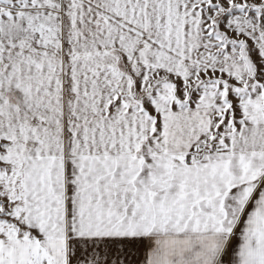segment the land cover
<instances>
[{
  "label": "snow or ice",
  "instance_id": "snow-or-ice-1",
  "mask_svg": "<svg viewBox=\"0 0 264 264\" xmlns=\"http://www.w3.org/2000/svg\"><path fill=\"white\" fill-rule=\"evenodd\" d=\"M0 264H264V0H0Z\"/></svg>",
  "mask_w": 264,
  "mask_h": 264
}]
</instances>
